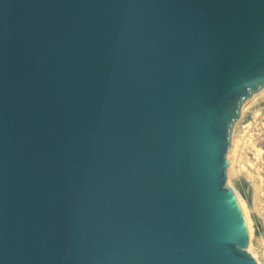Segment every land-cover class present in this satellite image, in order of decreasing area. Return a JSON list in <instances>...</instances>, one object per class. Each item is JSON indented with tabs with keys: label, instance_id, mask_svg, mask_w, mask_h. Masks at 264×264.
Segmentation results:
<instances>
[{
	"label": "water",
	"instance_id": "water-1",
	"mask_svg": "<svg viewBox=\"0 0 264 264\" xmlns=\"http://www.w3.org/2000/svg\"><path fill=\"white\" fill-rule=\"evenodd\" d=\"M264 87V0H0V264H260L227 185Z\"/></svg>",
	"mask_w": 264,
	"mask_h": 264
},
{
	"label": "rangeland",
	"instance_id": "rangeland-1",
	"mask_svg": "<svg viewBox=\"0 0 264 264\" xmlns=\"http://www.w3.org/2000/svg\"><path fill=\"white\" fill-rule=\"evenodd\" d=\"M227 157V185L240 193L248 223L247 250L264 264V87L242 104Z\"/></svg>",
	"mask_w": 264,
	"mask_h": 264
},
{
	"label": "bare ground",
	"instance_id": "bare-ground-1",
	"mask_svg": "<svg viewBox=\"0 0 264 264\" xmlns=\"http://www.w3.org/2000/svg\"><path fill=\"white\" fill-rule=\"evenodd\" d=\"M239 194H240V193H237V195H238V198H239V200H240V198H241V197L239 196Z\"/></svg>",
	"mask_w": 264,
	"mask_h": 264
}]
</instances>
